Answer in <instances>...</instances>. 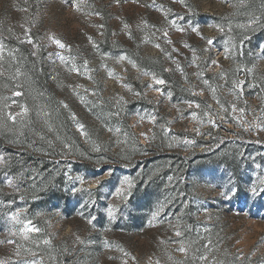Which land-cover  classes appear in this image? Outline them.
I'll return each instance as SVG.
<instances>
[{"label": "rangeland", "instance_id": "1", "mask_svg": "<svg viewBox=\"0 0 264 264\" xmlns=\"http://www.w3.org/2000/svg\"><path fill=\"white\" fill-rule=\"evenodd\" d=\"M0 261L264 264V0H0Z\"/></svg>", "mask_w": 264, "mask_h": 264}, {"label": "snow or ice", "instance_id": "2", "mask_svg": "<svg viewBox=\"0 0 264 264\" xmlns=\"http://www.w3.org/2000/svg\"><path fill=\"white\" fill-rule=\"evenodd\" d=\"M117 2H119V0H117ZM173 23H175V21H173ZM101 27H103V26L101 25ZM125 27H127V25H125ZM180 30L183 31V29H180ZM194 30H195V29H194ZM164 35L167 36V33H164ZM53 39H54V42H55L60 48L68 47L67 45H65L64 43H62L60 40L55 39V38H53ZM89 39H91V38H89ZM28 42L31 43V40L29 39ZM212 43H213L212 40H209V41H208V44H209V45H211ZM156 46L159 47L158 44H157ZM60 58H61V60L64 59L63 56H61ZM120 59L123 60V59H125V57L121 56ZM212 63L215 65L217 62H216V61H213ZM86 66H87V62H85V67H86ZM73 71H77V72H79V69H77V68L74 67V68H73ZM111 74H112V73L110 72L109 75H111ZM154 79H155V77H154ZM156 83H157V84H163L164 81H163V80H156ZM205 83H207V81H205ZM241 83H242V82H241ZM15 94H16V95H20V93H15ZM170 95H171V94L169 93V96H170ZM65 107H67V105H65ZM196 107H199V105H196ZM233 108L235 109V106H233ZM239 111H240V112H243L244 109H239ZM191 115H192L193 118H195V117L197 116V113H196V112H192ZM8 118L14 122L15 119H16V116L13 115V114H11V113H9V114H8ZM210 122H211V123H215V121H210ZM78 127L81 129V131H83L84 126H83L82 124L78 125ZM170 179H171V178H170ZM9 183H11V181H9ZM73 190L76 191V189H73ZM252 192H253V194L256 193V188H255V187L252 188ZM116 193H117L118 195L121 194V189H120V188H117V189H116ZM108 214H109V216H112V214H113V211H112L111 206L109 207ZM18 215H19V213H13V214H12V219L15 220L17 223H19V224L22 225V227L19 229V231H20V233H22V234L25 236V238H27L28 234L31 233V232H39V231H40L39 228H37V227H35L34 225H32V222H31V221H28V220L20 221V220H18V219H17ZM155 215H156V213L153 214V217H154V218H155ZM89 223H92V221L89 220ZM176 235H177V236H180L181 233H180L179 231H177V232H176ZM8 242H9V243H14V241H11V240L8 241ZM45 243H48V241H45ZM178 251H180V252H186L187 249H186L185 246L181 245V246L178 248ZM201 259H206V257H201ZM0 264H5V262H4V261H0ZM32 264H38V262H37V261H32Z\"/></svg>", "mask_w": 264, "mask_h": 264}, {"label": "trees", "instance_id": "3", "mask_svg": "<svg viewBox=\"0 0 264 264\" xmlns=\"http://www.w3.org/2000/svg\"><path fill=\"white\" fill-rule=\"evenodd\" d=\"M165 77L167 78L168 75L165 74ZM64 128H65L64 130H65L66 132H68L69 134H71V135L73 136V138H74V140H73L74 144H82L81 141H80V138H79V136H78V133H77L75 130H72L71 125L69 124L68 121L65 123V127H64ZM31 139H32V138H30V140H31ZM22 140H26L25 136H22ZM82 146H83V145H82ZM43 179H44V182H45L46 177L43 178ZM41 182H43V180H42ZM41 182H39V183H41Z\"/></svg>", "mask_w": 264, "mask_h": 264}]
</instances>
